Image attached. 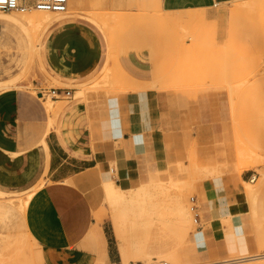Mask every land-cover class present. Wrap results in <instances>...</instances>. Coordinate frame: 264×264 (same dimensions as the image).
<instances>
[{"label": "crops", "instance_id": "crops-1", "mask_svg": "<svg viewBox=\"0 0 264 264\" xmlns=\"http://www.w3.org/2000/svg\"><path fill=\"white\" fill-rule=\"evenodd\" d=\"M103 1L70 0L68 14L55 20L41 36L38 60L47 76L40 75V83L50 86L49 90L68 92L66 98L57 94L60 99H51L54 105L64 103L56 116L47 110L46 100L39 96L37 99L42 104L29 92L16 91L17 88L0 93V193L25 194L40 186L45 176L61 184L45 191L42 185L28 207V226L41 247L34 254L35 264H123L118 244L121 241L113 225L116 213L125 212L126 242H159L160 237L170 231L153 229L147 233L143 229L154 222L150 216L142 219L144 210L153 204L146 199L164 191L150 190L140 196L135 192L145 184L160 182L158 176L166 170L160 168L168 159L167 140L161 129L165 124L163 96L145 90L96 99L90 97L92 91L74 96L76 89L68 88L76 82V86L90 84L94 80L91 76L98 71L101 73L108 61L109 43L105 32L76 14L78 10L101 11ZM238 1L247 0H161V8L172 13L210 10ZM243 6L253 15L258 14L264 10V0ZM215 23L217 25L218 20ZM0 27L1 80L7 70L6 52L1 51V46L4 42L8 45L7 29L1 22ZM93 28L103 34L102 45ZM131 41L123 51L132 52L122 58L123 68H116L117 75L126 78L125 82L130 80L131 85L156 87L157 79L153 75L151 78L150 63L136 53L139 50L135 46L140 41ZM111 76L115 85L120 84L112 71ZM88 78L91 79L85 82ZM52 80L60 85L53 84ZM109 167L115 176L109 175ZM88 184L98 190L97 203H91L89 197L86 199L78 193V189ZM111 184L126 194V202L118 209L107 194ZM243 184V193L237 192L232 178L210 180L204 190L198 187L202 217L197 214L193 226L175 215V208L183 202H172L166 207V213L174 217L164 223L180 224L186 232H194L199 224L188 252L178 251L172 245L168 247L173 248L177 262L182 257L189 260L187 264H206L208 259L213 262L211 258L227 255L230 247L229 250H233L235 238L241 236L244 229L250 230V222L251 225L257 223L263 189L260 185ZM25 187L22 193L16 192ZM101 199L110 205L111 218L103 209ZM144 206V210H139ZM247 206V212L243 213L242 209ZM141 235L143 237L139 238ZM129 257L128 264H134Z\"/></svg>", "mask_w": 264, "mask_h": 264}, {"label": "rangeland", "instance_id": "rangeland-1", "mask_svg": "<svg viewBox=\"0 0 264 264\" xmlns=\"http://www.w3.org/2000/svg\"><path fill=\"white\" fill-rule=\"evenodd\" d=\"M252 1L254 0L229 2L210 10L188 9L173 13L163 11L161 0H104L101 6L102 14L110 16L115 13L112 17L114 21H109V29L107 27L105 34L113 42L110 73L112 71V75L119 78L120 84L108 82L102 88L92 91L90 97L112 98L150 90L163 96L166 103L163 114L165 124L161 129L167 140L165 144L168 159L160 167L166 169L165 172L158 176L165 191L146 199L153 203L150 209H145L146 206L139 209H145L142 219L147 216L154 218L149 230H166L164 222L174 217L172 213H166V207L176 201L185 204L188 221L193 226L197 214L202 217L198 187L204 190L210 180L232 178L238 193L245 190L243 182L253 187L260 185L263 189L257 223L251 225L250 222L249 231L244 229L241 236L236 235L233 250H229L230 247L227 255L211 258L213 262L228 260L230 257H249L256 253L264 255V76L257 75V71L264 72V10L253 15L244 8L245 3ZM69 10L70 0L67 11ZM62 16L53 14L56 19ZM215 20H218L217 25ZM94 30L102 45L103 34L99 29ZM6 39V77H20L18 84L22 87L16 91L29 92L37 99V92L50 88L40 83V75L43 78L47 75L37 61L28 69L25 40L19 29L8 28ZM133 39L140 41L135 46L139 50L136 53L151 65V78L153 75L157 79L154 88L131 85L130 80L125 82L123 76L121 78L116 73V68H123L122 58L131 51L125 52L123 48ZM102 76L104 73L98 71L91 78L102 82ZM92 83L84 87L89 88ZM76 84L77 82L72 86ZM237 86L239 90L236 92L234 90L238 89ZM62 97L66 98L64 94ZM60 98L55 96L54 100ZM108 173L111 177L116 175L110 172V167ZM254 176L255 180L252 181ZM59 182L45 176L40 186L27 193H32L34 197L42 185L45 191L50 187H59ZM152 185L150 186L153 189ZM26 189L27 187L21 188L16 192L22 193ZM97 191L90 184L78 189V193L86 199L89 197L91 203H97ZM23 195L0 199L15 201ZM175 197L177 199H172ZM194 198L196 201H193ZM101 200L105 205L103 209L111 218L110 205ZM248 208L249 206L243 208L242 212H247ZM141 211L138 214L139 219ZM25 216L27 224L23 230L21 227L11 230L7 225L0 224V250L6 240H12L17 251L11 258L0 257V264H18L19 261L22 264H35L34 254L40 245L28 226L29 208ZM198 226L196 224L194 232H186L184 229L179 232L174 225L175 232L168 231L160 237L159 242H147L148 247L155 248L153 250L156 254L152 250L154 253H145L146 255L138 257L133 246L134 251L129 258L134 264H148L154 259L169 264H187L189 260L184 257L176 263L170 262L167 257L160 255L158 246L166 248L172 245L178 251L188 252L193 245L191 239ZM12 233L14 236L8 237ZM207 261L210 262V259ZM248 262L256 263L259 260Z\"/></svg>", "mask_w": 264, "mask_h": 264}, {"label": "bare ground", "instance_id": "bare-ground-1", "mask_svg": "<svg viewBox=\"0 0 264 264\" xmlns=\"http://www.w3.org/2000/svg\"><path fill=\"white\" fill-rule=\"evenodd\" d=\"M139 1H141V0H139ZM67 9H68V6H67ZM14 12H16V11H14ZM25 12H27V13H25ZM25 12H20V13H22L21 15H13L11 13L0 12V22L4 25V27L6 29L16 28V29L20 30L21 34L23 35V39L25 40L24 42H25V46H26L27 54H28L27 55V57H28L27 67L29 69L30 67H32V65L35 61H37L39 66H41L39 63V60H38V46H39V42H40L42 34L55 20L58 19V18L57 19L54 18L53 14L66 15V14H68V11L66 10L63 13H52V12H43V11H37L34 9H30V10H27ZM76 14L80 15V16L84 17L85 19H87L88 21L92 22L94 25L99 27L104 32H106L107 27L109 29V25H110L109 21L111 20V23H112L114 21L112 17L115 16V13L110 14V16L109 15L107 16V14H102L101 11H98V10L97 11H92V10L79 11L78 10L76 12ZM107 39H108V36H107ZM109 39H108V43H109L108 61H107L105 67L103 68V70L101 72L102 74L104 73V76H102L101 79L99 78L100 80H102V82L101 81H95V79H94L92 81L93 82L92 85L89 88L84 87L85 85L84 86L83 85L76 86V87H68L70 89H73V88L76 89L74 96H82V95L84 96L86 94V92L96 91V89L102 88L108 82L114 83V81L112 80L111 73H110V67L108 65L109 61L112 58L111 49L113 48L111 45L113 42L111 43V41ZM6 48H7V46H6V43L4 42L1 46V51L6 52L5 51ZM105 72H106V74H105ZM259 74L261 76H263L264 72L260 73L257 71V75H259ZM19 80H20V77H18V76H8L5 78H2L0 80V93L5 91V90H9V89H13V88H17V89L21 88L22 86H20L18 84ZM52 83L55 85H60L53 80H52ZM227 83H228V81H227ZM241 84H243V81ZM61 86H63V85H61ZM232 86H233V84H232ZM238 86L240 87V85H238ZM238 86H237L238 89L237 90L235 89L234 91L237 92L239 90ZM233 87L236 88V85ZM230 88H231V86H230ZM52 90H56L54 94H53ZM52 90H49V89L41 90L40 92H38L39 95L38 94L37 95L40 98H43L46 100L47 110L49 112H52V114H54L56 116L59 109L61 108V106L64 103L62 102V103H57L56 105H54L51 102V99L55 98V96H57L56 92L59 91L57 89H52ZM231 92L233 93V90ZM150 185L151 184H145L141 188H138L137 190H135L136 196H140L141 194L149 192L150 190L160 191V192L165 191L161 182L153 184L152 185V186H154L153 189L151 188ZM107 192H108L107 194L109 195V197L111 199V203L113 204V206L116 207V209H118V206L124 204L127 200L125 192L123 190H121L120 188L114 186L113 184H111V186H109V188L107 189ZM7 196H9V195L0 193V197H7ZM32 199H33L32 193H26L22 197L16 199L15 201L11 200V199H0V224L7 225L11 230L14 229L15 227H21L22 228L21 230L26 228L27 222H26L25 213H26L27 208L29 207ZM130 201H132V200H130ZM191 211H192V209H191ZM124 214H125V212H124ZM124 214L123 213L122 214L116 213L113 217V225H114L115 233H116L117 238L121 241V242H118V244H119V249H120L122 256H123V261H124L123 264H128L127 260H128L129 255H130V252L134 251V250H132L133 246L135 247V253L138 257H140L139 255H143L145 253H150V252H152V253L155 252V254H156V251H154L155 248L154 247H148L147 242H145V243L144 242H126L125 229H124V223H125ZM175 215L179 219H182L184 223H186L189 220V215L187 213V209L185 207V204H179V207L175 208ZM167 223H169V222H167ZM165 225H166V230H170V231L174 230L173 226H170L168 224H165ZM149 227L150 226L145 228L147 230V233L149 232ZM176 227L178 228V230L184 229L180 224H177ZM160 231H161V229H160ZM175 231H176V228H175ZM175 231H173V232H175ZM13 236H14L13 233L8 235V237H13ZM19 237L21 238L22 235H20ZM5 242H6V244H4L2 249L0 250V257L8 256L11 258L17 252L15 250L16 244L14 242H12V240L11 241L6 240ZM143 244H144V246H142ZM157 244H159V243H157ZM165 246H167V245H165ZM158 247H160L158 249L160 255L167 257L170 260V262H175V263L177 262L175 256L172 254V252H173L172 247H170V248L166 247L165 248L164 246L161 247L160 245ZM39 248H41V247L38 246L37 250ZM153 248H154V250H153ZM167 248L169 249V251L165 252V249H167ZM262 259H264V255H262V254L257 255V253H256V255L249 256V257H246V256L245 257H236V258L230 257L228 260L208 262L206 264H237L240 262H248V261L251 262L254 260H256V261L259 260V262H256V263H249L248 262V264H264V261H260ZM166 263H168V262H166ZM18 264H22V263L19 261Z\"/></svg>", "mask_w": 264, "mask_h": 264}, {"label": "built area", "instance_id": "built-area-1", "mask_svg": "<svg viewBox=\"0 0 264 264\" xmlns=\"http://www.w3.org/2000/svg\"><path fill=\"white\" fill-rule=\"evenodd\" d=\"M68 0H0V11L5 13L10 12H25L30 9L43 12L63 13L67 10ZM53 94L56 90H52ZM64 91V92H63ZM63 92V93H62ZM56 94L68 95L65 90H59ZM148 264H168L159 262L154 259Z\"/></svg>", "mask_w": 264, "mask_h": 264}]
</instances>
